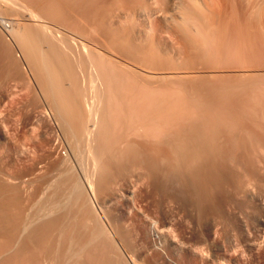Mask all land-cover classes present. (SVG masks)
Segmentation results:
<instances>
[{
    "label": "rangeland",
    "instance_id": "obj_1",
    "mask_svg": "<svg viewBox=\"0 0 264 264\" xmlns=\"http://www.w3.org/2000/svg\"><path fill=\"white\" fill-rule=\"evenodd\" d=\"M14 1L15 4H13L12 9L0 8V184L3 186L2 187L0 185V215H3L2 217L4 220L0 221V223H4L6 221L2 224L3 226L1 229L3 230H0V236L2 235L3 238L5 235L11 237V242L9 237H5V239H1L2 236L0 237V262L4 261L6 258L5 261H7V263L4 261L3 264H9L10 262L11 264L14 262V264H27V260L32 261V258H34L37 254L35 259L37 257L39 258L36 259V263L35 260L31 263L38 264V262L41 263L40 255L47 253L49 250L47 249L48 247L50 250H53L52 252L55 251L56 253L57 251V257L61 255V252L64 256V252L67 249L65 250L63 247L67 244V238L65 237H68L66 236L68 234H65L67 233L65 231V235L63 234V238L61 237L60 240L62 239L63 241H66L63 242L61 240L59 242L60 244H58L57 237L54 235V231L51 228L54 229L57 221V225H59V222L61 223L62 221H65L63 225L66 226V223L72 219V222L70 221L68 225L73 224V221L74 225L79 224V219L76 220L78 217V214L76 213L78 206L74 201L70 202L72 198L69 196L70 193H68L70 191L68 188L69 184L67 185V183L64 182L66 180L69 183L71 178H79L78 180H81L80 182L83 183L85 191L87 192H84L86 194L83 195V199L79 203L86 200L84 198L85 196H87V198L89 197L95 209L97 208V211L95 212H98L100 217H105L111 222V224L114 222L116 226L118 225L119 228H121L120 233L118 231L117 236L114 237L115 242L117 241V245L115 244L117 248L114 246V243L113 246L109 243L112 247H115V250H113L114 248L109 246V248H112L109 250L111 251L110 253L112 254L113 260L116 258L118 261L115 262L116 264H132L129 259L131 257L140 264H264V159L255 163H249L241 157L242 163L247 166L246 168H249V170L247 169L249 171L247 173L236 172L230 168H224L215 172L211 171L207 179V185L211 188L209 189L207 185L205 188V190H210V200L205 203L202 211L200 212L194 209L191 211L181 203L170 205L167 203L166 199L157 195L152 197L149 196L145 200V198H142V196H145V192L143 193V191L148 190V187H145L144 185L146 183V176L144 167L141 164L132 162L128 163L123 168L112 166L102 170L103 166L101 165L102 163H100L101 160L97 161V166L94 168L91 156L89 159L88 155L86 156V153H82L81 155L84 156L83 158L80 157V159L78 157L79 160H75L73 158V153L77 152L75 150L80 149V147L75 149V147L78 146L76 141L73 142L74 140H72V136H70L71 134L66 132L65 128H63L64 126L60 119L61 116L57 114L53 107L54 102L55 104L57 103L61 105L67 98L64 100L62 99V101L59 97V101H62L60 103L56 100L58 98L54 96L56 99L53 97L54 102L52 101V98L47 94L41 81V75H39L41 73L39 72L40 59L38 60L39 62H32L27 56H25L26 54L23 53L24 49L16 37L17 33L20 31L19 29H23V27H28L27 25H29L30 30L33 31L38 38L43 35L45 30V36L52 32V35L50 34L48 37L51 36L52 39H54V49L57 47L59 50H65L69 45L68 43H70L71 46H69L71 48L68 46L69 51L71 50L73 52L74 50V52L72 54L70 51V56L67 55V58L63 59L64 56L63 58L60 56L62 59L61 61L58 55V57L53 55V58L51 57L52 55H49L50 58L47 56L48 58L46 57L44 60L47 65L53 66L52 68L57 66L60 67L53 69V72L57 73H53L51 71H49V73L41 71L43 74L45 73V76L49 74V78H51V74V76H53V74L54 76L58 74L56 77L58 80H56L57 85L61 86L59 88H63L62 91L64 94L66 93L65 91L73 94L72 92H76L78 91L77 89L80 88L82 90L83 87L82 93L81 90L74 93L75 95L78 94V96L81 93V97L83 96V99L79 96L81 102L84 101V93L87 89V84L89 83V90L87 89L88 91L86 94L90 95V99L93 96V100L91 101H94V103L96 102L95 100L100 97L97 100V102L99 101V113L103 111V107L108 109L110 108L109 102H111L112 107L117 109L121 108L120 110H123L122 106L125 107L124 111L128 104L129 107L132 108L129 109L134 112V106L129 104V101L133 104L136 102L137 105L135 106L137 109V106H139L138 101H140L141 98H138V95L136 94V99L139 100L135 101V94H132L134 96L133 97L131 96V93L133 90H137L138 88L140 90L141 87L144 88L148 85L144 83V85L140 84V86L138 83L141 81L136 83L134 81L130 82L129 80L131 84H137L138 87L135 89L136 86L131 84H128L129 86L125 85L124 83L126 80L124 82L123 79L116 76L119 80H123L121 84V82L116 78V81H118L117 87L121 86L124 88V91H127L130 88V85L133 86V89L130 88L131 93L123 92V96L121 95L124 97L127 93L133 98L132 100H134H128L127 98L129 95H126L127 97L125 96L126 99L125 97L124 99L125 101L128 100L129 103H126L124 106L125 102L124 104H122L123 102H118L120 100V96H117L116 92L119 91L120 87L119 89L117 88L118 91H115L116 85L112 82L114 80L111 79L112 75L109 73V70H105L108 73H103L104 76L102 77V72L104 71L103 69L106 67L104 66L105 68L102 67V69L100 63L95 62L98 61L100 57L98 58L96 53L95 55L93 53V56H89L86 51L84 52L83 50L82 54L81 51L79 52L80 54L77 52V50L79 51V42L81 41L90 46V48H95V51L99 49V52H102L113 59L115 57L116 60L118 59L123 62H125V60L130 61V63H128L130 66L134 65L133 68L135 70L138 69V71L142 73L145 72L146 74H151L150 76L153 80L148 79L151 83L147 84H150L149 87L156 91H153L154 95H151L156 98L154 101L160 98H157L158 96H162V98L165 96L164 100L161 98L159 101L162 103L164 102V104L167 101L168 105L170 104L169 102L175 101L173 102L176 105L175 106L173 104L174 110L181 106V109H183L186 114V110L188 108L189 109L187 111L191 113V115H193V112L195 113L196 111L194 116H191L192 120H214L213 122L216 128L215 148L218 152H224L225 155H227L226 153L228 152H233L243 156L247 150L253 147L254 150H256V152L261 154L264 158V68L259 67L260 65L261 67H264V57H261V55H264L260 52L258 58H256L255 55H253V58L252 54L246 55L244 53V56L242 53L239 57L234 50L237 46V44H235L236 42L234 43V41H232V43L230 42L232 39H227L229 38L227 37L229 34L227 36L225 35L227 38L224 37L226 40H229V42L225 41L223 38L224 35L222 36L223 41H220L222 39L220 38L221 35L218 36L217 33H214L213 35V32L216 31L217 28V32H220L221 34H224L222 29H225L224 31L228 32L230 27L236 24L235 20L237 17L241 16V21L243 22V17L244 19L246 17L245 12H248L247 18H249V14H251L252 11L254 12V5L256 3L257 6L255 5L254 13L257 11L261 13L262 11L260 12L259 9H261L262 2L259 0V3H261L259 6L258 0H256V2L254 0V2H252V0H241V2H244L242 3L243 8L242 6L240 7L244 11L242 12L245 13L242 15L240 12L241 10L238 7V5L241 4H238L240 0H229V2L228 0H224V3H222L223 0ZM246 1L248 3L251 2L250 4L253 5H250L251 7H249L248 3V6L245 5ZM231 2H234L235 5H232ZM225 3L229 4L226 5ZM225 5L227 7H225ZM229 6L232 7L229 9ZM233 6L237 9H234ZM246 6L248 11L247 8L245 9ZM231 11L235 13L233 14ZM26 12H31V14L33 13V15L36 16V21L27 20V16L25 17L27 14ZM254 13H252V15L254 17L257 16L256 19H259L258 21L261 20L260 22H262L259 23L257 21V24H259L258 26L260 27V24H264V12L261 13L263 16H261L258 12V15H254ZM252 15L250 18H254ZM259 16L261 17L259 18ZM43 19L45 21H42ZM227 19L229 20L227 21ZM230 19H233V23L235 24H233ZM240 19L241 18H238L239 21ZM32 23H35L34 26ZM226 25L229 27H227L228 30L224 28ZM41 27L44 28V31ZM219 27H222L221 31H219ZM208 30L212 31V33H209ZM57 32L60 34H57ZM229 32L231 31L229 30ZM209 34L211 35L209 36ZM212 36L213 38L215 37L214 39L212 38L214 43L210 42L211 39H209ZM216 38H218V40H216ZM205 39L207 41H205ZM214 40H216L217 44ZM224 43H228L227 45L229 46L233 45L232 48H230V52L235 51L234 53L237 57L234 56L233 52V55H228L230 52H227V55L226 52H224L225 54L223 53V51H225V49L227 50V48V51H229V47L224 45ZM221 45L222 48L220 53L219 49ZM43 46V51L49 52L50 48L48 43L46 46L45 44ZM217 49L219 53H217ZM87 52L89 53V49ZM94 56H96V58H94ZM100 60L102 59H99V61ZM50 61L53 64H51ZM54 61L56 62L54 63ZM57 61H60L62 64L60 62L57 63ZM90 61H92V64ZM93 63L96 64V69L95 64ZM135 63L136 65L138 63V65L136 66ZM252 63L259 69L250 67V65L254 66ZM98 66L103 70L102 72L99 70L100 68ZM97 70L99 72H95ZM100 72L101 76H99ZM108 74H110V76ZM91 75L92 77H90ZM106 75L110 78L109 79L107 76L106 78L108 80H112L110 82H112V85L115 86V88L113 86H108L109 84L106 85L107 82L109 83V81L105 78ZM97 76H99L101 80H98L99 77ZM104 78L106 79L105 81H107L106 84ZM52 79H54V77H52ZM113 79H115L114 76ZM129 82L127 81L126 84ZM102 84L105 85L104 87L106 88L101 86ZM152 86H154V88H152ZM109 87H113L110 88L112 90H109ZM157 87H159L160 90H156L158 89ZM162 87H165V89ZM75 88L76 91H74ZM69 89H72L73 91H70ZM95 89H98V92H100L101 89H103V91L106 90L104 92V96L106 97L109 95L108 93L112 91L111 95L114 96V93H116L114 97L117 96L119 100H115L116 102H113L112 96H108V98L104 97L106 99H103V91L98 93ZM142 90H145V88ZM165 90H167V93L165 94L168 96L163 94ZM122 91L123 90L119 92ZM145 91L144 94L142 92L137 93L139 96L140 94H143L145 98L144 99L142 95L143 100L148 101L146 100L148 95L145 96ZM149 91L152 90L149 89ZM70 93L69 96L71 95ZM95 93L98 98H95ZM170 94L174 96L170 97ZM57 95H60V93ZM67 96L68 95L63 98ZM78 96L76 95L75 97L78 98ZM169 97L173 99H169ZM124 99L122 98V100ZM178 101H180L183 106L185 103H187L185 105L188 106L189 103L190 106L194 103V108L191 109L189 106L185 110L186 106L182 107ZM192 101L196 102L192 103ZM104 102L106 104H104ZM112 102L114 104L116 103V105L113 106ZM151 102L153 101L151 100ZM107 103H109V105ZM120 103L122 105H118ZM142 103L143 101L140 103V108ZM145 103L150 105L149 102ZM167 103L165 104L166 106ZM151 104H154V102ZM147 105H144V107L148 108L149 106L147 107ZM171 105L169 106L172 107ZM114 108H112L113 111ZM197 108H200V112L198 113ZM117 109L115 113L118 112ZM144 109L143 111H147V109ZM173 109L171 112H173ZM189 110H192V112ZM126 111L128 112V109ZM176 111L179 112L180 110ZM207 111L208 113H206ZM127 112H124L123 115L127 114ZM133 112H130V114H133L130 116V119H128L129 114L128 117L125 115L124 119H121V114L119 119L141 120L143 113L138 114L137 110L136 113L140 118L137 115L136 118L134 116L135 112ZM201 112L205 115H201ZM197 114L200 115L195 117ZM208 114L211 115L209 119ZM201 116H204L205 118ZM188 118L190 119V117ZM144 119L147 118L144 116L142 120ZM246 120L248 124L246 123ZM253 123L255 127L257 126L258 128H253ZM250 124L252 125V128H250ZM246 131L248 132L246 133ZM232 134L236 137L239 135V138L233 142L227 140L226 135L230 136ZM75 143L76 145H74ZM73 147L74 152H71ZM212 148L214 147L212 146ZM85 164L86 166H84ZM80 167H82L83 170L91 171L92 175L90 174L91 178H89L94 183L93 191L95 195H92L88 190L86 179L82 175L80 170L82 168ZM243 174H245V176L247 175V178H244ZM128 177L135 181L142 180L143 182V185L141 184L143 190H140L142 191L141 194L138 192L136 195L138 198L135 197L133 203L136 206H144V214L143 216L139 214L141 217L139 216V218L137 217L132 220L129 218L127 219L128 210L125 207L127 202L126 199L117 200L115 195L118 192L120 193L126 190V183L124 179ZM245 179H250L252 183L249 184V186L251 185L250 187L246 186L244 183ZM7 186H9V188L11 186L12 187L9 189ZM13 189L18 192H16L18 195L13 191ZM13 194L15 195L13 196ZM12 197L13 199H11ZM14 197L18 198L14 199ZM140 197L142 200H140ZM138 199L140 204L143 203L144 205H140ZM13 203H16V205ZM67 203L69 206H67ZM67 213L69 217H67ZM123 213L126 215V218H123ZM5 218H7V220ZM163 222L170 223L171 234L174 236V239H176L174 242H164L163 238L157 232V229L155 230V226H158ZM40 224L42 227H39ZM45 226L48 228L50 226L52 227L45 230ZM42 228L44 231H42ZM47 231H51L53 233V237H51L52 233L49 234L50 232ZM10 232H12L13 235L17 232L19 234L17 233L13 236L12 234H8ZM42 233L44 234V238H46L45 235L49 234L50 237L47 236L48 238H46L49 240L42 238ZM15 237L17 240L14 241V239H16ZM102 237L100 240L101 244H99V241H95L96 243L98 242L96 246V243L92 242L93 247L89 244L87 247L79 251L80 255H78L81 256V258L78 257L75 261V257L71 260V262L69 261L70 263H68L82 264L84 262V264H103L102 261L104 260V257L102 258L101 256H103V253L106 255L105 252H107L108 255L109 253L106 251L108 246L106 248L104 245L108 242V240L106 241V238L103 237V240L106 241L103 244ZM53 238L57 241H54ZM5 242L6 244H4ZM45 242L49 243V245ZM31 243L33 245H31ZM44 243L47 244V248H45L46 245ZM21 244L23 246H21ZM102 244L104 246H102ZM4 245L8 246L7 249H9L10 252L9 250L5 251L4 247L6 246ZM1 246H4L3 250L1 249ZM94 246L99 249L97 248V250ZM37 247L40 249L38 250ZM42 247L45 248L44 250L46 252L43 249L42 250L44 252L41 251ZM65 248H67V246H65ZM86 248H92L93 251L92 249L90 250ZM100 248H102L101 250L103 253L102 251L100 252ZM87 250H90V252ZM21 251L23 252L21 253ZM39 251L40 253L42 252L40 255L38 254ZM19 252L21 254H19ZM30 252L34 257H32ZM20 255L23 257L25 256L22 260L23 262H21V260H17ZM95 256H97V259ZM98 256L102 259L101 263L100 261L98 262V259L100 260ZM57 257L56 260H58L56 262L60 261L58 264H65L64 257ZM107 257L108 256L106 255V259ZM1 258H4V260ZM79 258L82 260V263L77 262L79 261ZM11 259L15 261H12ZM20 259H22V257H20ZM104 262L106 263V260Z\"/></svg>",
    "mask_w": 264,
    "mask_h": 264
},
{
    "label": "bare ground",
    "instance_id": "obj_2",
    "mask_svg": "<svg viewBox=\"0 0 264 264\" xmlns=\"http://www.w3.org/2000/svg\"><path fill=\"white\" fill-rule=\"evenodd\" d=\"M222 1V0H221ZM226 1V0H225ZM224 0L222 1V3H224L225 2ZM236 1H239V0H236ZM249 1V0H248ZM255 2H256V0H254ZM253 0H252V2H254ZM228 2H229V0H228ZM244 1H242L241 2V0H240V2L238 3V4H240V5H238V7L240 8V12L242 13V15L243 14H245L246 13V17H245V19H244V17H243V22L241 21L242 20V17L240 16V17H237V19L235 20V22H236V24L235 23H233V19H230V20H232V23L233 24H235V25H233L232 27H230V31L231 32H229V30H228V25H226V27H224V28H226L227 30H228V32L226 31H224L225 29H222V32L224 33V34H221L220 32H217L218 31V28H217V30L216 31H214L213 32V35H214V33H217V35L219 36V35H221L220 36V38H222V36H223V38L224 37H226L228 34V36L227 37H229V38H227V39H232L230 42H232V41H234V43L235 44H237V46L235 47V53H237L238 55H239V57H240V55H242V53H243V55H244V53L247 55V54H252V57H253V55H255V57L256 58H258V55H259V53L261 52V54L263 53V55H264V52H263V49H264V24H260V27L258 26L259 24H257L258 22L259 23H262V22H260V21H258L259 19H256V17H254L253 15H252V13H254L255 12V5L257 6V3L254 5V12L252 11H250L251 12V14H249L250 15V17H251V15H252V17H254V18H247V16H248V12H245V13H243L244 11L241 9V7L240 6H242ZM260 2H262V4L261 3H259V0H258V3H259V6H260V4H261V9H259L260 10V12L262 11V12H264V6H263V4H264V0H260ZM232 3V2H231ZM230 3V4H231ZM234 3V2H233ZM232 3V5H235V3L233 4ZM247 1L245 2V5H247ZM251 3V2H250ZM250 3H248L249 4V7H251L252 5L250 4ZM13 4H15V1L14 0H0V8L1 9H12V7H13ZM226 4V3H225ZM229 4V3H228ZM228 4H226V5H228ZM225 5V7H227ZM251 5V6H250ZM248 6V5H247ZM247 6L245 7V9L247 8ZM258 6V7H259ZM232 7V6H231ZM230 6H229V9L231 8ZM236 7H237V5H236ZM235 7V8H236ZM237 7V8H238ZM258 7H256V8H258ZM233 8H234V6H233ZM232 8V9H233ZM234 8V9H235ZM236 8V9H237ZM239 8H238V10H239ZM242 8H243V6H242ZM260 8V7H259ZM228 9V10H229ZM244 9V10H245ZM250 9V8H249ZM26 10V9H25ZM29 10V9H28ZM258 10V9H257ZM29 11H31V10H29ZM233 11V10H232ZM231 11V12H232ZM235 12H237L236 10H234ZM243 11V12H242ZM246 11V10H245ZM247 11H248V8H247ZM230 12V11H229ZM234 12V13H235ZM249 12V13H250ZM258 13H259V11H257ZM257 12L256 13H254V15H256L257 14ZM261 12V13H262ZM27 13V12H26ZM233 13V12H232ZM233 13V14H234ZM240 13V14H241ZM261 13H259V14H261ZM232 14V15H233ZM238 14V13H237ZM37 15V14H36ZM232 15H231V17H232ZM236 15V14H235ZM234 15V17L236 18V16ZM258 15V14H257ZM27 16V17H26ZM35 15H33V13L31 14V12L30 13H27L26 15H25V17H26V19L27 20H35L36 21V16L34 17ZM38 16V15H37ZM239 16V15H238ZM245 16V15H244ZM261 16H263L262 14H261ZM261 16H259V18L261 17ZM24 17V16H23ZM40 17V16H39ZM230 17V18H231ZM264 17V16H263ZM233 18V17H232ZM238 18H241L240 19V21L238 20ZM38 19V18H37ZM261 19H263V18H261ZM229 19H227V21H228ZM245 20V21H244ZM264 20V19H263ZM262 20V21H263ZM42 21H45L44 19L42 20ZM226 21V20H225ZM239 21V22H238ZM258 21V22H257ZM18 22V21H17ZM26 22V21H25ZM223 22V21H222ZM238 22V23H237ZM20 23V22H19ZM18 23V24H19ZM36 23V22H35ZM34 23V24H35ZM38 23V22H37ZM41 23H43V22H41ZM231 23V22H230ZM230 23H228V24H230ZM231 23V24H232ZM21 24H22V22H21ZM24 24V23H23ZM30 24V23H29ZM33 24V23H32ZM34 24H33V26H34ZM225 24H226V22H225ZM24 25H26V24H24ZM44 25V24H43ZM263 25V26H262ZM23 26V25H22ZM28 27H23V29L21 28V29H19L18 31V33H17V38H18V40H19V43H20V45H22V47H23V49H24V52L23 53H25L26 55L25 56H27L32 62H39V67H40V70H39V72H41L42 73V71L44 72V71H46L47 73H49V71H51V72H53V69L54 68H57V67H54V68H52L53 66H49V65H47L45 62H44V60H45V58L47 57V56H49V55H52L51 57L53 58L54 56L53 55H55V57H60V56H62V58H63V56H64V58L63 59H65V58H67L68 56L67 55H69V53H70V51H69V48H68V46L70 45V43H68L69 45L67 46V49H65V50H59L57 47H56V49H54L55 48V43H54V39H52V37L50 38V37H48V35H50L52 32H50L47 36H45V32H46V30H45V32L43 33V35L40 37V38H38V36L37 35H35V33H33V31H31L30 30V28H29V25H27ZM32 26V25H31ZM30 26V27H31ZM42 26V25H41ZM48 26V25H47ZM52 26V25H51ZM39 27H40V25H39ZM228 27V28H227ZM42 28V30L44 29L43 27H41ZM47 28V27H46ZM51 28H53V27H51ZM220 28V27H219ZM222 28V27H221ZM221 28H220V30L219 31H221ZM10 29V28H9ZM38 30V29H37ZM49 30H51V29H49ZM10 31V30H9ZM11 31H12V29H11ZM10 31V32H11ZM15 31H16V29H15ZM15 31H14V33H15ZM41 31V30H40ZM44 31V30H43ZM13 32V31H12ZM17 32V31H16ZM37 32V31H36ZM48 32V31H47ZM208 32L210 33H212V31H210V30H208ZM55 33V32H54ZM59 32H57V34H58ZM36 34H38V33H36ZM56 34V33H55ZM60 34V33H59ZM12 35V34H11ZM10 35V36H11ZM15 35V34H14ZM52 35V34H51ZM211 34H209V36H210ZM226 35V36H225ZM13 36V35H12ZM58 37V36H57ZM217 37V36H216ZM231 37V38H230ZM60 38H61V36H60ZM204 38H205V36H204ZM204 38H203V40H204ZM212 38H213V36L211 37V38H209V39H211V41L210 42H212V43H214L213 42V40H212ZM215 38V37H214ZM213 38V39H214ZM223 38L220 40V41H223ZM226 38H224L225 39V41L227 42H229V40H226ZM52 39V40H51ZM68 39V38H67ZM71 39H72V37H71ZM207 39V38H206ZM205 39V41H207ZM17 40V41H18ZM55 40H57V39H55ZM65 40V39H64ZM73 40V39H72ZM216 40H218V38H216ZM216 40H214L215 41V43H216ZM53 41V42H52ZM59 41V40H58ZM74 41V40H73ZM76 41H78V40H76ZM205 41H204V43H205ZM67 42V41H66ZM71 42V41H70ZM79 42V41H78ZM209 42V41H208ZM207 42V43H208ZM218 42V41H217ZM225 42V43H226ZM45 44V46L47 45V43H48V46H49V48H50V50H49V52H44L43 51V45ZM58 43V42H57ZM56 43V44H57ZM62 43H63V41H62ZM76 43V42H75ZM222 43V42H221ZM224 43V45H227V44H225ZM233 43V42H232ZM43 44V45H42ZM61 44V43H60ZM64 44V43H63ZM79 46L81 47H79V51L77 50V52L79 53L80 51H81V54H82V50L85 52L86 51V53H87V55H92L93 53H94V55H95V53L98 55L97 57L99 58V59H102L103 61H104V63H103V61L102 60H100L99 61V59H98V61H95V62H99L100 63V65H101V68L103 67V68H108V69H103L104 71L105 70H109V73H111V75H112V77H111V79L112 80H114V81H112V80H108L106 77L109 75L110 76V74H108V75H106L105 76V78L107 79V81H109V83L107 82V81H105L106 79L104 78V81H105V84H106V82H107V84L106 85H108V86H113L112 85V82L113 83H115L114 85H116V89H115V91H118V89H119V87H120V89H119V91H121V90H123L122 92H116V93H114V96H115V94L117 95V96H120L119 98H120V100H119V98L116 96V97H114V96H112L111 95V93H112V91L111 92H109L108 94V96L109 97H111L112 96V98H113V102L115 101V100H119L118 102H123L122 104H124V102H125V104H124V106L126 105V103H129V104H132L134 107V112L136 113V111L138 110V114H142L143 113V115L141 116V120H136L135 118H133V119H135V120H128V119H130V116L131 115H133V114H130V112H133V111H131V107H129V105L127 104V107H126V109H125V111H124V108L125 107H123L122 106V109L123 110H120L121 108H119V109H117V108H114V107H112V105H111V102H109L110 103V105H109V103H107L108 105H109V109L108 108H106V107H103V109H102V107H101V105H100V107H101V109L103 110V111H101L100 113L98 112L99 111V105H98V103H99V101L97 102V100L100 98H98L97 96H96V93L98 92L96 89V93H95V98H98V99H96L95 101V103H97V104H95L94 103V101H91V100H93L92 98H93V96H92V98L90 99V95H87L86 94V92L89 90L88 89V85H89V83L87 84V89H86V91H85V95L87 96V97H89V98H87L85 95H84V101L83 102H81V100H80V98L81 99H83V96L81 97V93H82V90H83V87H82V90H81V88L80 89H77L78 91L79 90H81V93L79 94V96H80V98H79V96H78V94H76L77 96H78V98L77 97H75L76 95L74 94V93H77L78 91H76V88H78V87H76L75 88V90L74 91H76V92H72L73 94H71L70 92H68V91H65L66 93L64 94V92L62 91L63 90V88H59V87H61V86H59V85H57V79H56V77H57V75L56 76H54V74H53V76H51L50 75V77L51 78H49L48 77V75L49 74H47L46 76L42 73H40L39 75H41L40 77H41V81H42V83H43V85H44V87H45V90H46V92H47V94L52 98V101L54 102V98L56 97V98H58V99H56V100H58L59 101V99L61 98V100L63 99H66V101H68V102H66L65 100H64V103H62V104H64V105H60V104H55V102H54V104H53V107H54V109L56 110V112H57V114H59L60 116H61V122L63 123V128H65V130H66V132H69L71 135L70 136H72V140H74L73 142H75L76 141V143H77V145L78 146H76L75 147V149L76 148H79L80 147V149H77V150H75V151H77V152H75V153H73V158L76 160V159H78V157H79V159H80V157H82L83 158V156L81 155L82 153H86V156L88 155V157H89V159H90V156H91V158H92V162H93V165H94V168L97 166V161H99V160H101L100 161V163H102L101 165L103 166L102 168V170H105V169H107V168H110V167H112V166H116V167H120V168H123V167H125L128 163H132V162H135V163H138V164H141L143 167H144V170H145V176H146V183L144 184L145 185V187H148V190H145V191H143V193L145 192V196H142V198H145V200H146V198H148L149 196L150 197H152V196H155V195H157V196H160V197H162V198H164V199H166V201H167V203H169L170 205H174V204H178V203H181L182 205H184L187 209H189V210H191V211H193V209L194 210H196V211H198V212H200V211H202V209H203V207H204V205H205V203H207L209 200H210V195H209V192H210V188H209V185H207L208 184V182H207V179H208V177H209V173L212 171V172H215V171H220L221 169H224V168H230V169H232V170H234V171H236V172H240V173H247V172H249L248 170H249V168H246L247 166L246 165H244L243 163H242V160H241V157H243V160H246V161H248L249 163H255V162H258V161H262L264 158H263V156L261 155V154H259L258 152H256V150H254V148L253 147H251L249 150H247L245 153H244V155L243 156H241V155H238V154H236V153H233V152H231V153H226L227 155H225L224 154V152H221V151H217L216 150V148H215V131H216V128H215V124H214V120H192V118H191V116H194V114L196 113V111H195V113L193 112V115H191V113H189L187 110L189 109H187V107H189L190 106V103H189V106L188 105H185V104H187V103H185L184 104V106H186V108H185V110H186V112H187V114H189V115H187L186 113H185V111L183 110V109H181V106L179 107V104H181V102L180 101H178V109L176 108V110H180L179 112H177L176 110H174L173 109V106L175 105L173 102H175V101H171V102H169L170 104L169 105H171V103H172V107H170L169 105H168V103H167V101L165 102V104L167 103V106L164 104V102L162 103L161 101H159V99H161L162 98V96H158L157 98H159L158 100H155L154 101V99H156V98H154L153 96H151L152 94H153V91H154V89H151L150 87H149V85L150 84H147V83H151V82H149L148 81V79H151V80H153L152 78H151V74L149 75V73L148 74H146L145 72H140V71H138V69L137 70H135L134 68H133V66H130V61H126L125 60V62H123V61H120V60H116L115 59V57H114V59L113 58H111V57H109L108 55H105L104 53H102V52H99V49L97 50V51H95L96 49L94 48V49H92V48H90V46H88V45H86L85 43H83L82 41L81 42H79ZM88 44V43H87ZM217 44V43H216ZM62 45V44H61ZM220 45V44H219ZM43 46V47H42ZM57 46V45H56ZM71 46V45H70ZM69 46V47H70ZM75 46V45H74ZM73 46V47H74ZM233 46V45H232ZM232 46H229V45H227V47H229V51H227L228 50V48H227V50L225 49V51H223V53L224 52H226V55H227V52H230V48H232ZM61 47V46H60ZM65 47V46H64ZM220 47V46H219ZM71 48V47H70ZM221 48H222V45H221V47H220V49H219V52L221 53ZM225 48V47H224ZM223 48V49H224ZM89 49V53L87 52V50ZM73 50V49H72ZM69 51V52H68ZM90 51H91V53H90ZM209 51H210V49H209ZM217 51V53H219L218 52V49L216 50ZM72 52V51H71ZM73 52H74V50H73ZM73 52H72V54H73ZM105 52V51H104ZM215 52V51H214ZM233 52V51H232ZM232 52H230L228 55H233L234 54V56H235V53L233 52V54H232ZM68 53V54H67ZM76 53V52H75ZM74 53V54H75ZM78 53H77V55H78ZM213 53V52H212ZM240 53V54H239ZM80 54V53H79ZM84 54V53H83ZM225 54V53H224ZM58 55V56H57ZM85 55V54H84ZM83 55V56H84ZM113 55V54H112ZM257 55V56H256ZM67 56V57H66ZM70 56V55H69ZM80 56V55H79ZM86 56V55H85ZM93 56V55H92ZM233 56V57H234ZM245 56V55H244ZM74 57H76V56H74ZM235 57H237V55L235 56ZM243 57V56H242ZM251 57V56H250ZM261 57H264V56H262L261 55ZM28 58H26V59H28ZM48 58V57H47ZM49 58H50V56H49ZM93 58V57H92ZM94 58H96V56H94ZM254 58V57H253ZM40 59V60H39ZM59 59V58H58ZM60 59H61V57H60ZM59 59V60H60ZM39 60V61H38ZM47 60V59H46ZM88 60V59H87ZM90 60H91V57H90ZM96 60V59H95ZM128 60V59H127ZM29 61V60H28ZM31 61H30V63H31ZM47 61H49V60H47ZM61 61H62V59H61ZM64 61V60H63ZM132 61V60H131ZM56 61H54V63H55ZM58 62H60V61H57V63ZM89 62V61H88ZM92 61H90V63H91ZM93 62H94V60H93ZM129 62V63H128ZM50 63L51 64H53L51 61H50ZM61 63V62H60ZM35 64H38V63H35ZM48 64H49V62H48ZM62 64V63H61ZM92 64V63H91ZM93 64H95V63H93ZM133 64V63H132ZM253 64V63H252ZM259 64H263V63H259ZM34 65V64H33ZM56 65V64H55ZM135 65H136V63H135ZM137 65H138V63H137ZM136 65V66H137ZM254 66H252V65H250V67H255L256 65L255 64H253ZM258 65V64H257ZM61 66V65H60ZM105 66V67H104ZM135 66V67H136ZM140 66V65H139ZM37 67V66H36ZM39 67H38V69H39ZM92 67V66H91ZM91 67H90V69H91ZM93 67H94V65H93ZM99 67V66H98ZM260 68H264L263 66L261 67V65L259 66ZM58 68H60V67H58ZM97 67H96V64H95V69H96ZM100 68V67H99ZM98 68V69H99ZM99 69V70H101V72L103 71L102 69ZM142 68V67H141ZM255 68H258V67H255ZM254 68V69H255ZM94 69V70H95ZM140 69V68H139ZM259 69V68H258ZM42 70V71H41ZM59 70V69H58ZM92 70V69H91ZM143 70V69H142ZM55 71V70H54ZM93 71V70H92ZM102 72V77L104 76L103 75V73H108L107 71H105V72ZM111 71V72H110ZM95 72H99L98 70L97 71H95ZM94 72V73H95ZM101 72L99 73V76H101L100 74H101ZM149 72V71H148ZM53 73H57V72H53ZM93 73V72H92ZM91 74V73H90ZM96 76V75H95ZM94 76V77H95ZM99 76H97V77H99ZM109 76H108V78H109ZM113 76H114V78L115 79H113ZM119 77V78H121V79H123L124 80V82H125V80H126V82L128 81L129 82V80H130V82H136V83H138V81H141L140 83H138L139 85L141 84H143L144 85V83L146 84V85H148L147 87H144L145 88V90H142V89H144L143 87H141V89L139 90V88L137 89V84L135 85V84H131L130 82L129 83H127L126 84V82L124 83L125 85H128V84H131V85H134V86H136V88L135 89H137V90H133V92L131 93V89L130 88H132L133 86H131L130 85V88L128 89V90H130V91H124V88L123 87H121V86H118L117 87V85H118V81H120L121 82V84H122V81L121 80H119V78H117V77ZM153 76V75H152ZM155 76V75H154ZM52 77H54V79H52ZM90 77H92V75L90 76ZM101 77V78H102ZM156 77V76H155ZM118 79V81H116L117 79ZM161 78V77H160ZM92 79V78H91ZM110 79V78H109ZM132 79V80H131ZM134 79V80H133ZM157 79H159V78H157ZM57 80V81H56ZM97 80V79H96ZM98 80H101L100 79V77H99V79ZM160 80V79H159ZM93 81V80H92ZM110 81H112V82H110ZM142 81H143V83H142ZM165 81V80H164ZM89 82V81H88ZM117 82V83H116ZM119 82V83H120ZM156 82H158V81H156ZM59 83V82H58ZM93 83H94V81H93ZM98 83H99V81H98ZM104 83V82H103ZM155 83V82H154ZM160 83V82H159ZM164 83V82H163ZM96 84V83H95ZM94 84V85H95ZM162 84V83H161ZM140 85V86H141ZM145 85V86H146ZM151 85H154V84H151ZM78 86V85H77ZM91 86V85H90ZM89 86V87H90ZM100 86V85H99ZM101 86H105V85H101ZM129 86V85H128ZM159 86V85H158ZM63 87V86H62ZM98 87V86H97ZM102 87V88H103ZM114 88H115V86H113ZM113 87H109V90H112V89H110V88H113ZM156 87V86H155ZM166 87V86H165ZM165 87L163 88V89H165ZM60 89V91H59V89ZM74 88V87H73ZM72 88V89H73ZM96 88V87H95ZM101 88V87H100ZM104 88H106V87H104ZM103 88V89H104ZM118 88V89H117ZM148 89V92H147V89ZM152 88H154V86H152ZM158 89H156V90H160L159 89V87H157ZM161 88V89H162ZM168 88V87H167ZM65 89V88H64ZM71 89V90H72ZM93 89V88H92ZM103 89H101V91L100 92H102L103 91ZM125 89H126V87H125ZM133 89V88H132ZM149 89L150 90H152V91H149ZM67 90H68V88H67ZM70 90V89H69ZM70 90V91H71ZM85 90V89H84ZM109 90H107V91H109ZM114 90V89H113ZM142 90V91H141ZM73 91V90H72ZM92 91V90H91ZM106 90H104L103 91V99H106V98H108V96L106 97V96H104V92H105ZM136 93H135V92ZM144 94V91L147 93H145V96H147V99L146 100H148V101H145V100H143V98H144V95H143V98H142V95L140 94V96H139V94L138 93H141V92ZM162 91V90H161ZM167 90H165V92L163 93V94H165V93H167L166 92ZM58 92V93H57ZM95 92V91H94ZM100 92H98V93H100ZM125 93V92H127V93H131V96H133L132 94L134 93L135 94V101L137 100L136 98L138 97V98H141L140 99V101H138L139 102V106H137V109H136V106L135 105H137L136 104V102H134V104L131 102V101H129L128 102V100H132L133 98L129 95V94H127L126 93V95H129L128 96V100H126L125 101V99H126V97H125V99H124V97H122L123 95H122V93ZM138 92V93H137ZM154 92H156V91H154ZM59 94L60 93V95H57V94ZM69 93L72 95H70L69 96ZM61 94H64V95H61ZM93 94V93H92ZM136 94L138 95L137 97H136ZM149 94H150V98H149ZM162 94V95H163ZM169 94V93H168ZM58 97H57V96ZM66 95H68L67 97H65V98H63L64 96H66ZM106 95V94H105ZM122 95V96H121ZM154 95V94H153ZM166 95V94H165ZM55 96V97H54ZM102 96H101V98H102ZM166 96H168V95H166ZM170 97L172 96L171 94L169 95ZM174 96V95H173ZM172 96V97H173ZM54 97V98H53ZM60 97V98H59ZM87 99H90V100H87ZM104 97H106V98H104ZM129 97H131V98H129ZM134 97V96H133ZM151 97H152V99H151ZM169 97V99H173V98H170ZM177 97V96H176ZM111 98V99H112ZM117 98V99H116ZM122 98L124 99V100H122ZM164 98H165V96H164ZM164 98H162L163 100H164ZM177 98H179V97H177ZM189 98V97H188ZM111 99H109V100H111ZM145 99V98H144ZM168 99V100H169ZM180 99V98H179ZM183 99V98H182ZM55 100V101H56ZM62 100V101H63ZM151 100L154 102V104H151V103H153V102H151ZM166 100V99H165ZM185 100V99H184ZM61 101V102H62ZM103 101H105V100H103ZM132 101H134V100H132ZM143 101V103L141 104V108H140V103ZM160 103H159V102ZM170 101V100H169ZM60 102V101H59ZM60 102V103H61ZM102 102V101H101ZM100 102V103H101ZM106 102V101H105ZM104 102V104H106ZM112 102V104H113V106L114 105H116V103L114 104ZM116 102V101H115ZM137 102V103H138ZM145 102H149V104L150 105H152V106H150V105H147ZM177 102V101H176ZM190 102V101H189ZM193 102H196V101H192V103ZM67 103V104H66ZM121 103L120 104H118V105H122ZM174 104V105H173ZM194 104V103H193ZM191 105L190 106V108L192 109V108H194V105ZM107 105V106H108ZM117 105V106H118ZM144 105L146 106L147 105V107L148 108H146V107H144ZM182 105V107H184L183 106V104H181ZM196 105V104H195ZM197 105H198V103H197ZM104 106V105H103ZM106 106V105H105ZM176 106V105H175ZM114 108V111H113V109L112 108ZM121 107V106H120ZM142 107H143V109L144 110H146L147 109V111H143V109H142ZM197 107V106H196ZM198 107H200V106H198ZM214 107V106H213ZM99 108V109H98ZM106 108V109H105ZM129 108H131V109H129ZM141 109V111H140V109ZM216 108V107H215ZM98 109V110H97ZM105 109V110H104ZM111 109H112V111H111ZM116 109L118 110V112L117 113H115L116 112ZM128 109V112L126 111ZM173 109V112H171V110ZM196 109V108H195ZM198 110H197V113L198 112H200V108H197ZM201 109H203V108H201ZM205 109V108H204ZM110 110V111H109ZM194 110V109H193ZM122 111H124L125 113L127 112V114H125V115H127V117H128V114H129V118L128 119H126V120H120L119 118L121 117L120 115L122 114V117H121V119H124L125 117V115H123L124 114V112H122ZM175 111V112H174ZM182 111V112H181ZM190 111V110H189ZM202 111V110H201ZM119 112H122V113H119ZM133 112V113H134ZM190 112H192V110L190 111ZM203 112V111H202ZM200 113L201 115H205V114H203V113ZM112 113V114H111ZM134 113V116L137 118V116H138V114L136 113L135 114ZM206 113H208V111L206 112ZM200 114H197V115H195V117L196 116H199ZM137 115V116H136ZM207 115V114H206ZM209 115V114H208ZM134 116H132V117H134ZM144 116H145V118H147V119H144V120H142L143 118H144ZM211 115H209L208 116V119H209V117H210ZM132 117H131V119H132ZM139 117V116H138ZM188 117H190V119L187 118ZM201 117H203V118H205L204 116H201ZM140 118V117H139ZM194 118V117H193ZM200 118V117H199ZM202 118V119H203ZM186 119V120H185ZM249 122H251V121H249ZM244 123V122H243ZM246 123H247V120H246ZM248 124V123H247ZM246 124V125H247ZM246 125H245V127H246ZM243 126H244V124H243ZM252 125L250 124V128H252L251 127ZM253 128H256L255 127V125H254V123H253ZM247 128V127H246ZM245 128V129H246ZM258 128V127H257ZM260 129V128H259ZM249 130V129H248ZM254 130V129H253ZM248 131H246V133H247ZM263 133V132H262ZM261 133V134H262ZM227 136V140H229V141H231V142H233L234 140H236L237 138H239V135L236 137L234 134H232V135H230V136H228V135H226ZM70 139H71V137H70ZM71 140V141H72ZM76 143L74 144V145H76ZM212 146L214 147V148H212ZM74 150V147H73V149H72V151L71 152H74L73 151ZM79 150V151H78ZM80 155V156H79ZM100 158V159H99ZM78 159V160H79ZM81 161H82V159H81ZM83 161H84V159H83ZM80 162V161H79ZM86 162H88V161H86ZM91 163V162H90ZM76 164H77V161H76ZM92 164V163H91ZM88 165V164H87ZM78 166V165H77ZM84 166H86V164L84 165ZM83 167V166H82ZM82 167H80V168H82ZM79 168V167H78ZM89 168V167H88ZM105 168V169H104ZM92 169H93V167H92ZM248 169V170H247ZM81 170V173H82V175L84 176V178L86 179V182H87V186H88V190L90 191V193L92 194V195H95L94 194V189H93V185H94V183H93V181L90 179L91 177H90V174L92 175V173H91V171L90 170H83V168L82 169H80ZM68 172V171H67ZM80 172V171H79ZM66 173V172H65ZM70 173V172H69ZM94 173V172H93ZM73 174V173H72ZM247 176V175H246ZM245 176V174H243V177L244 178H247ZM73 177H74V175H73ZM77 177V176H76ZM90 177V178H89ZM69 178V177H68ZM83 178V179H84ZM70 179V178H69ZM69 179H67V180H69ZM79 178H71V180L69 181V183L65 180L64 182H66L67 183V185H68V188H69V192L68 193H70V197L72 198V200L70 201V202H72V201H74L76 204H77V212H76V210H75V212L78 214V217L76 218V220L77 219H79V224H75L74 225V221H73V224H71V225H68L69 224V222L71 221L72 222V219L68 222V223H66V226L65 225H63L64 223H65V221L62 223V225H61V223L59 222V225H57L58 224V221H57V224H56V228L54 227V229L53 228H51L52 226H50L49 228H51L54 232V235L57 237V240H58V244H60L59 242L62 240H60V238L62 237V235L65 233V231L67 232V233H65V234H68V235H66V236H68V237H65V238H67V244H65V246H67V248H65V246L63 247L66 251L64 252V256H63V254H62V252L60 253L61 255L60 256H58L59 258L60 257H64V263L66 264V263H68L69 261L71 262V260L73 259V258H75L74 260L76 261V259L78 258V257H80L81 258V256H79L80 254V250H82V249H84L85 247H87L89 244H91L90 246H92L93 247V245H92V242H95V241H99V244H101L100 243V240H101V237L103 236L104 238H106V241L108 240V242L107 243H105L104 244V242H106L105 240H103L104 238L102 237V243L106 246V248H107V246H108V249L106 250V251H108V253H109V255L107 254V252H105L106 253V255L108 256L107 257V259H106V255L103 253V251L101 250L102 248H100V252L102 251V253H103V256H101L104 260L102 261L103 262V264H116L115 262H118L117 260H116V258L113 260V257H112V254L110 253L111 251L109 250V249H112V248H114L113 250H115V247H116V242H115V240H114V237H116L117 236V233H118V231H119V233H120V231H121V228H119V226L117 225H115L114 224V222H113V224H111V222L110 221H108L105 217H100L99 216V213L98 212H95V211H97V208L95 209V207H94V205H93V203L91 202V199L88 197L87 198V196H85L84 198L86 199L84 202H82V203H79V202H81V200L83 199V195L84 194H86L87 192L85 191V186L83 185V183H81L80 181L81 180H78ZM94 180V179H93ZM125 180V183H126V190L124 191V192H118V193H116L115 195H116V199L118 200V199H126V204H125V207L127 208V210H128V217H127V219L129 218L130 220H132V219H135V218H139V214H141V216H143V214H144V210H145V208L143 209V207L144 206H139L138 204V206H136V205H134V203H133V201H134V198L135 197H137L136 195L138 194V192H140V194H141V192L142 191H140V190H143V188L141 187V184L143 185V182H142V180H137V181H135V180H133L132 178H130V177H128V178H126V179H124ZM249 181H250V179H245V184H246V186H249V184H252L251 183V181H250V183H249ZM139 182V183H138ZM3 183V182H2ZM63 183V182H62ZM1 185V184H0ZM8 185V184H7ZM206 185H207V187L209 188V189H207V190H205V188H206ZM2 186V185H1ZM61 186V185H60ZM251 186V185H250ZM249 186V187H250ZM3 187V186H2ZM8 188H9V186H7ZM12 187V186H11ZM10 187V188H11ZM66 187V186H65ZM144 187V186H143ZM8 188H5V189H8ZM9 188V189H10ZM64 188V187H63ZM15 189H17V188H15ZM65 189V188H64ZM67 189V188H66ZM12 190V189H11ZM18 190V189H17ZM212 190H213V188H212ZM13 191L16 193L17 191H15L14 189H13ZM12 191V192H13ZM64 191V190H63ZM66 192V191H65ZM84 192H86V193H84ZM18 193V192H17ZM16 193V194H17ZM66 194V193H65ZM12 195V194H11ZM15 194H13V196H14ZM18 195V194H17ZM67 195V194H66ZM114 195V196H115ZM144 195V194H143ZM147 195V196H146ZM140 196V195H139ZM11 197V196H10ZM18 197H20V196H18ZM18 197H14V199L15 198H18ZM138 198V197H137ZM142 198L140 197V200H142ZM11 199H13V197L11 198ZM11 201H13V200H11ZM18 201V200H17ZM88 201V202H87ZM136 201V200H135ZM138 201H139V199H138ZM12 203V202H11ZM10 203V204H11ZM16 203H18V202H16ZM16 203L14 204V205H16ZM2 204V203H1ZM6 204H7V202H6ZM139 204H140V201H139ZM141 204H143V203H141ZM140 204V205H141ZM5 205V204H4ZM144 205V204H143ZM7 206V205H6ZM67 206H69L68 205V203H67ZM72 206V205H71ZM4 207V206H3ZM0 209H1V207H0ZM74 209H76V208H74ZM2 210H3V208H2ZM4 211V210H3ZM103 211V210H102ZM99 212H101V211H99ZM4 213V212H3ZM70 213H71V211H70ZM98 213V214H97ZM5 214V213H4ZM103 214V213H102ZM145 214H146V211H145ZM66 215H68V213L66 214ZM75 215V214H74ZM104 215V214H103ZM3 216V215H2ZM1 215H0V221H2L3 220V217H2ZM140 216V217H141ZM6 217V216H5ZM66 217V216H65ZM67 217H69V215L67 216ZM67 217H66V219H67ZM107 217V216H106ZM54 218V217H53ZM70 218H71V215H70ZM69 218V219H70ZM108 218V217H107ZM123 218H126V215L123 213ZM6 220H7V218H5ZM58 219V218H57ZM62 219H63V217H62ZM61 219V220H62ZM68 219V220H69ZM110 219V218H109ZM52 220V219H51ZM55 220V219H54ZM67 220V221H68ZM4 221V220H3ZM112 221V220H111ZM6 222V221H5ZM4 222V223H5ZM44 222H46V221H44ZM49 222V221H48ZM3 222H1L0 223V230H3V229H1V227L3 226L2 224H4ZM44 225V224H43ZM49 225V224H48ZM47 225V226H48ZM51 225H52V223H51ZM73 225V226H72ZM25 226V225H24ZM23 226V227H24ZM22 227V228H23ZM39 227H42V225L40 224V226ZM38 227V228H39ZM156 228H155V230L157 229V232L159 233V235L163 238V240H164V242H167V243H171V242H174L176 239H174V236H172V232H171V227H170V223L169 222H163V223H161L160 225H158V226H155ZM25 228V227H24ZM48 227H44V229L46 230ZM48 228V229H49ZM14 229H15V227H14ZM43 229V228H42ZM41 229V230H42ZM44 229L42 230V231H44ZM67 229V230H66ZM51 230V231H52ZM23 231V230H22ZM41 231V232H42ZM51 231H47V232H50L49 234H51L52 232ZM3 232V231H2ZM40 232V231H39ZM1 233V232H0ZM18 233V232H17ZM17 233H15V234H17ZM43 233H45V232H43ZM42 233V238H44L43 236H44V234ZM53 233L51 234L52 236L51 237H53ZM5 234V233H4ZM8 234H12L13 235V233L12 232H10V233H8ZM14 234V235H15ZM19 234V233H18ZM38 234V233H37ZM46 234H48V233H46ZM49 234L48 235H45V237L46 238H48V237H50L49 236ZM64 234V235H65ZM13 235V236H14ZM2 236V235H1ZM0 236V237H1ZM13 236H12V238H13ZM17 236V235H16ZM20 236V235H19ZM48 236V237H47ZM5 237H9V239L11 238L10 236H8V235H5L4 236V238H3V236H2V238L1 239H5ZM55 237V238H56ZM16 238V237H15ZM46 238H44V239H46ZM63 238V237H62ZM8 239V238H7ZM43 239V240H44ZM51 239V238H50ZM54 239V238H53ZM52 239V240H53ZM15 240H17V238L16 239H14V241ZM46 240H49V239H46ZM45 240V241H46ZM56 239H54V241H57ZM13 241V242H14ZM30 241V240H29ZM53 241V242H54ZM63 241V240H62ZM66 241V240H65ZM65 241H63V242H65ZM10 242H11V239H10ZM17 242V241H16ZM48 242V241H47ZM47 242H45V243H47ZM24 243V242H23ZM22 243V244H23ZM29 243V242H28ZM44 243V244H45ZM55 243V242H54ZM96 243V242H95ZM95 243H93V244H95ZM98 243V242H97ZM97 243H96V246H97ZM109 243H111L112 244V246H113V243H114V246L115 247H112ZM2 244V243H1ZM4 244H6V242L4 243ZM7 244H9V243H7ZM13 244V243H12ZM21 244V246H23ZM48 245H49V243H47ZM47 244H45L46 245V247L45 248H47ZM102 244V246H104ZM108 244V245H107ZM116 244V245H115ZM10 245V244H9ZM31 245H33L32 243H31ZM30 245V246H31ZM39 245V244H38ZM41 245V244H40ZM181 245V244H180ZM4 246H6V245H4ZM4 246H1L2 248V250H3V247ZM25 246V245H24ZM52 246V245H51ZM62 246H63V244H62ZM96 246H94V247H96ZM109 246L110 247H112V248H109ZM7 247L8 246H6V247H4L5 248V251L6 250H9V249H7ZM27 247V246H26ZM28 247H29V244H28ZM27 247V248H28ZM32 247V246H31ZM39 247V246H38ZM37 247V248H38ZM36 248V249H37ZM45 248H41V251H43ZM52 248H54V247H52ZM56 248V247H55ZM62 248V249H63ZM98 247H96V249H97ZM105 248V249H106ZM117 248V247H116ZM29 249H31V248H29ZM34 249V248H33ZM33 249H32V251H33ZM40 248H38V250H39ZM43 249V250H42ZM47 249H49L48 251H47V253H44V254H41L40 253V251H39V255L41 254V255H43V256H41L40 255V260H41V263H39L38 262V264H58L59 262H56L57 260H56V255H58L57 254V251H56V253H55V251L54 252H52L53 250H50V248L48 247ZM58 249V248H57ZM61 249V250H62ZM63 249V250H64ZM86 249H90V248H86ZM92 249V248H91ZM90 249V250H91ZM99 249V248H98ZM97 249V250H98ZM1 250V251H2ZM11 250H13L12 248H11ZM55 250V249H54ZM61 250H59V251H61ZM90 250L88 251V252H90ZM45 251V250H44ZM43 251V252H44ZM92 251H93V249H92ZM9 252H10V250H9ZM13 252H14V250H13ZM23 251H21V253H22ZM29 252V251H28ZM46 252V251H45ZM85 252V251H84ZM84 252H82V253H84ZM1 253V252H0ZM5 253V252H4ZM12 253V252H11ZM20 252H19V254H21ZM27 253V252H26ZM25 253V254H26ZM31 253V252H30ZM36 253V252H35ZM86 253V252H85ZM3 254V253H2ZM6 254V253H5ZM24 254V253H23ZM22 254V255H23ZM28 254V253H27ZM32 254V253H31ZM79 254V255H78ZM101 254V253H100ZM110 254H111V256H110ZM35 255V254H34ZM78 255V256H77ZM96 255V254H95ZM99 255V254H98ZM12 256V255H11ZM36 256H37V254H36ZM35 256V257H36ZM128 256V255H127ZM2 257H6V256H2ZM16 257V256H15ZM19 257V256H18ZM17 257V258H18ZM20 257H22V259H20ZM20 257H19V259H17L18 261L19 260H21V262H23L22 260L24 259V257L23 256H21L20 255ZM32 257H34L33 256V254H32ZM31 257V258H32ZM35 257L34 258H32V261L33 260H35V263H36V259L37 258H39V257H37L36 259H35ZM57 257V258H58ZM88 257V256H87ZM91 257H93L92 255H91ZM97 256H95V258H96ZM112 257V258H111ZM131 257V256H130ZM11 258V257H10ZM12 258H13V256H12ZM31 258H29V259H31ZM80 258H79V261H77V262H81L82 260H80ZM83 258H84V255H83ZM98 258H100V256H98ZM129 258V257H128ZM2 259V258H1ZM8 259V258H7ZM15 259V258H14ZM92 259V258H91ZM93 259H94V257H93ZM92 259V260H93ZM97 259V258H96ZM130 259V261H131V263L132 264H140L139 262H136V260L134 259V258H129ZM2 260H4V258L2 259ZM1 260V261H2ZM5 260H6V258H5ZM4 260V261H5ZM10 260V259H9ZM8 260V261H9ZM12 260V259H11ZM26 260V259H25ZM24 260V261H25ZM40 260H38V261H40ZM73 260V261H74ZM101 258H100V260L98 259V262L100 261V263H101ZM106 260V263L104 262ZM116 260V261H115ZM4 261H2V262H0V263H2L3 264V262ZM12 261H15V260H12ZM29 263H31L32 261H29V260H27ZM6 263H7V261H5ZM10 262V261H9ZM26 262V261H25ZM27 262V264H29ZM69 262V263H70ZM96 262V261H95ZM122 262V261H121ZM5 263V264H6ZM15 263V262H14ZM14 263H12V264H14ZM34 263V262H33ZM61 263H62V261H61ZM68 263V264H69ZM82 263V262H81ZM97 263V262H96ZM9 264H11V262L9 263ZM17 264H19V263H17ZM23 264H25V263H23ZM32 264V263H31ZM75 264V263H74ZM78 264V263H77ZM82 264H84V262L82 263ZM91 264V263H90ZM117 264H119V263H117ZM121 264V263H120Z\"/></svg>",
    "mask_w": 264,
    "mask_h": 264
}]
</instances>
